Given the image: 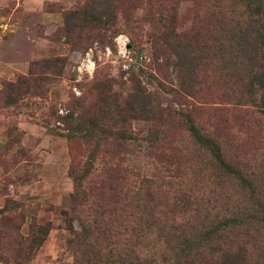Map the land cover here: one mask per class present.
Segmentation results:
<instances>
[{"label":"rangeland","instance_id":"rangeland-1","mask_svg":"<svg viewBox=\"0 0 264 264\" xmlns=\"http://www.w3.org/2000/svg\"><path fill=\"white\" fill-rule=\"evenodd\" d=\"M211 2L128 0L133 9L105 38L81 43L64 17L87 0H0V264H148L162 256L170 264L177 236L193 232L189 221L259 209L264 115L228 105L218 119L209 109L226 91L222 58L206 57L210 22L199 45L205 82L186 87L209 101L203 111L176 92L177 51L162 36L170 26L190 30ZM137 86L150 93L156 118L122 105L104 118L107 127L118 122L120 135L71 137L69 127L101 116L103 97L122 104ZM183 112L218 138L253 192L198 151ZM224 253L234 264H264V227L230 237Z\"/></svg>","mask_w":264,"mask_h":264},{"label":"trees","instance_id":"trees-1","mask_svg":"<svg viewBox=\"0 0 264 264\" xmlns=\"http://www.w3.org/2000/svg\"><path fill=\"white\" fill-rule=\"evenodd\" d=\"M87 2L81 11H69L64 17L65 30L69 34L75 32L77 41L81 43L93 38L101 41L106 37V32L110 29L109 25L115 24L119 14L124 16L129 9H133L128 5V0H87ZM229 3L226 4V0H212L210 4H207L202 15L196 14L191 18L190 30L176 31L174 26H170L162 35L165 41L171 46L174 45L177 51L176 92L182 98L184 93L194 98L195 111L208 109L203 108V103H209V101H205V97L200 92L186 93V87H198L205 82V79L201 77L200 69L204 56L203 47L199 45L204 25L210 22L209 33H211L213 45L212 52L206 57L212 60L217 57L222 58L223 77L221 81L226 91L216 95L219 101H210L209 109L218 116V119L222 118L219 116L220 113L229 111L228 105H252L264 115V0H233ZM168 8L170 11L171 7ZM175 17L176 14L172 16L171 23L173 24L176 22ZM189 44L195 47L194 51H190L191 53ZM141 89L137 86L122 104L118 103L117 99L108 100L103 97L104 104H107V108L104 107V111L100 112V117L103 118L94 115L86 121L82 119L81 123L68 128L73 132L71 137H91L95 136L98 131L102 135L105 133L120 135L124 131L116 128L118 122L114 121L111 127H107L109 123L104 121L106 120L104 118H110L113 112H121L120 106L122 105L125 110L143 114L146 120L156 118L157 110L150 93L142 92ZM182 114L189 120L187 128L197 144L198 151L204 153L219 170L227 171L242 180L244 186L249 187L253 192L254 186L246 180L240 168L227 160L224 145L218 141V138L206 131L201 124L195 123V120H192L188 114L184 112ZM115 118L121 123L125 122L124 117ZM74 132H82V135ZM94 144L100 145L97 141ZM261 199H258L259 209L248 208L246 212L238 209L230 215L223 214L216 221H202L195 224L189 221L188 223H191L189 227L193 232L191 236L188 234L177 236L183 242L175 245L176 253L173 254L174 260L170 264L236 263L235 255L233 257L229 253H224V244H227L230 237L241 234L243 230L252 229L255 224L264 227L263 195ZM174 229L179 231L181 228L174 226ZM133 260L140 262L142 256L136 255ZM156 261L169 264L165 256L160 257L159 260L151 257L146 262L157 264Z\"/></svg>","mask_w":264,"mask_h":264}]
</instances>
